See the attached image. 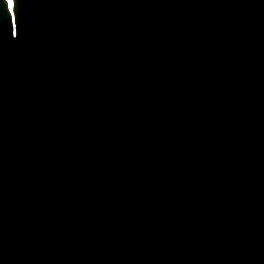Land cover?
I'll return each instance as SVG.
<instances>
[{
    "label": "clouds",
    "instance_id": "1",
    "mask_svg": "<svg viewBox=\"0 0 264 264\" xmlns=\"http://www.w3.org/2000/svg\"><path fill=\"white\" fill-rule=\"evenodd\" d=\"M162 148L161 151H165ZM261 246L256 253L235 250L230 254L194 256L163 245L146 248L128 264H264V232L258 233ZM78 258L62 244L21 232L14 241L5 235L0 241V264H77Z\"/></svg>",
    "mask_w": 264,
    "mask_h": 264
},
{
    "label": "water",
    "instance_id": "2",
    "mask_svg": "<svg viewBox=\"0 0 264 264\" xmlns=\"http://www.w3.org/2000/svg\"><path fill=\"white\" fill-rule=\"evenodd\" d=\"M1 2V0H0ZM1 6H3L2 4H0ZM249 56H246V57H241L240 59H236V66L237 67H244L246 68V61H249Z\"/></svg>",
    "mask_w": 264,
    "mask_h": 264
}]
</instances>
